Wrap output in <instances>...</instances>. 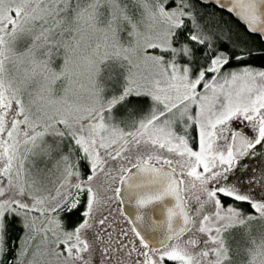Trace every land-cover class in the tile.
Segmentation results:
<instances>
[{"label":"snow or ice","instance_id":"obj_1","mask_svg":"<svg viewBox=\"0 0 264 264\" xmlns=\"http://www.w3.org/2000/svg\"><path fill=\"white\" fill-rule=\"evenodd\" d=\"M0 264H264V0H0Z\"/></svg>","mask_w":264,"mask_h":264}]
</instances>
